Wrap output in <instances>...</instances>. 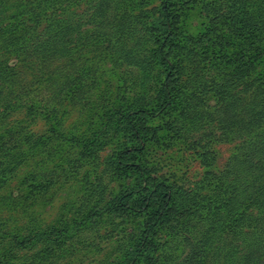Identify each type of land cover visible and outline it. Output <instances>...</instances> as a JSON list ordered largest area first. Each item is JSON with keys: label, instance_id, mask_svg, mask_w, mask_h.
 I'll list each match as a JSON object with an SVG mask.
<instances>
[{"label": "rangeland", "instance_id": "374dc122", "mask_svg": "<svg viewBox=\"0 0 264 264\" xmlns=\"http://www.w3.org/2000/svg\"><path fill=\"white\" fill-rule=\"evenodd\" d=\"M159 1L0 0V264L127 263L143 218L117 217L105 207L132 188L131 172H116L113 160L130 140L125 119L135 109L150 114L143 125L155 132L146 133L140 161L169 184L193 192L187 216L192 200L204 207L229 198L226 182L216 179L239 152L247 132L237 127L225 137L217 127L218 80L230 74L219 57L232 56L236 46L244 55L264 50V29L253 32L252 46L227 35L226 28L217 39L197 41L204 24L200 6L186 10L176 27L179 39H171L172 48L165 51L175 68L174 97L162 107L153 40ZM248 22L243 16L229 29L241 32ZM258 74L264 76V58L253 74L226 91L231 95L227 102L238 104L233 110L238 126L245 123L239 106H246L250 96L243 82ZM198 78L208 82L207 95H200L205 83ZM212 78L217 82L211 84ZM208 150L215 152L210 167L215 180L201 184L198 154ZM254 175L242 172L243 194H231L233 201L227 204L233 208L227 215L223 203L219 207L221 228L245 208L255 212L250 197L261 188L264 193V176L254 181ZM253 226L244 223L236 239L213 237L199 264H264V224ZM168 230L169 224L161 226L154 238L158 264L164 257L166 264H174L189 253L179 242L170 243ZM229 243L232 256L225 255Z\"/></svg>", "mask_w": 264, "mask_h": 264}, {"label": "trees", "instance_id": "16d2710c", "mask_svg": "<svg viewBox=\"0 0 264 264\" xmlns=\"http://www.w3.org/2000/svg\"><path fill=\"white\" fill-rule=\"evenodd\" d=\"M196 5L200 6V16L204 19V24L200 34L194 40L202 41V38H207V36H214L216 38L213 39H217L218 32L226 28L227 35L234 38L237 37L243 45L252 46L255 36L253 32L259 28L264 29L262 19L264 0H160L154 23L156 35L153 40L157 44L154 51L155 59L161 68V85L158 94L162 98V107H167L171 101L173 103L174 97L175 68L169 63L165 51L169 52L170 48H172L171 42H169L171 39H179L178 37H180L176 34V27L182 14ZM243 16L247 17L249 22L245 26L242 25L240 27L241 32H237L233 28L229 29L233 21H241ZM190 40L193 39H185L184 41ZM227 43V41H224L225 46L228 45ZM202 49L205 50L206 48ZM211 50L214 54L212 48ZM192 51L190 49L189 53ZM244 51L241 47L236 46L234 52H231L232 56L227 54L219 57L223 58L224 62L223 64L221 62V65L230 69V74H224L222 80H218V83L222 86L220 91L215 94L217 103H220L219 109H221L217 127L221 133L223 132L222 136L225 137L237 127L239 131L247 132V137L242 141L239 152L229 160L231 165L225 164V169L220 178L216 179L226 182L227 194H230L225 201L220 199L219 205L210 203L200 207L198 201L192 200L193 210L189 218L187 216L188 202L193 192L186 193L169 184L164 177L156 174L157 170L153 166H148L140 161V158L144 155V142L147 140L146 133H151L150 135L153 136L155 133L152 130H145L143 125L144 117H149L150 114L140 109H135L127 114L125 124L127 125V136H130V140H126L125 145L115 154L113 165L116 172L120 171L123 175L131 172V176L134 178L132 188L125 190L112 201H109L105 207L108 213L117 217L132 215L143 218L139 225L136 243L126 264H158L157 258L156 260L153 258L155 251L154 238L158 234L159 228L163 225L169 224L168 239L170 243H173V241L179 242L189 252L182 259L174 262V264H199L197 259H200L201 255L204 252H208V249L212 247L213 237L219 238L228 234L232 237L231 240L236 239V237L241 235L240 231L244 223L249 224V227L254 225L253 228L255 229H258L257 225L262 226L264 224L263 188L256 192L253 197H250V203L254 207L255 212H247L248 208H245V212H240L234 216L230 225L224 229L221 228L224 217L222 212H219V207L223 203L221 207L227 208L224 216L227 215L226 213L233 208V205H231L233 201L232 195L236 196L237 191L239 195L243 194V191L239 189L242 185L240 176L243 171L254 172V181L262 179L264 176V168L257 169L259 166L263 167L264 164V162L259 160L264 155V76L259 77L258 74L250 81L243 82L244 92L246 94L248 91L250 92L246 106H239V111L245 118L243 125L238 126L233 112L238 104H229L227 102L231 95L226 93V91L234 86L236 80L240 81L243 76L249 73L253 74L257 63L264 58V50H259L250 55H244ZM198 54H200V51ZM196 68L199 69L198 65ZM198 79L200 82L205 83L200 88V95H207L209 93L206 88L208 82L203 81L202 78ZM210 81L211 84L217 82L213 78ZM189 97H193V95ZM5 103L7 107L12 106V102L9 100ZM153 116L154 114L151 117ZM254 128L255 130H253ZM174 131L176 133L179 131V134L182 133V129L176 126ZM167 135L172 136V133L168 131ZM214 153L213 150H208L206 153L198 154V164L200 163L204 171L200 181L201 184H208L211 179L215 180L210 172ZM232 160L240 166L235 168L234 164L231 163ZM250 177H252V174ZM181 198L187 199L186 204L185 202H180ZM230 201L231 203L227 204ZM173 218H175V222L171 223ZM37 237L35 236L34 238L36 239ZM229 245L230 248L226 250L225 255L232 256L234 248L231 243ZM223 247L224 244L219 250ZM166 263L167 258L164 257L163 264Z\"/></svg>", "mask_w": 264, "mask_h": 264}]
</instances>
